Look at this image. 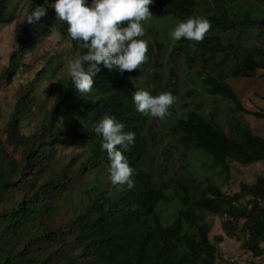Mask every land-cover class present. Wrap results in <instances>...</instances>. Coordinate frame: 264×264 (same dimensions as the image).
I'll return each instance as SVG.
<instances>
[{"label": "trees", "instance_id": "16d2710c", "mask_svg": "<svg viewBox=\"0 0 264 264\" xmlns=\"http://www.w3.org/2000/svg\"><path fill=\"white\" fill-rule=\"evenodd\" d=\"M29 3L27 8L44 7L46 14L35 24L23 18L21 35L0 71V92L30 67L26 56L37 45L48 42L53 53L33 80L18 82L13 108L0 127V264H234L221 260L215 244L225 236L240 235L242 249L252 258L264 256V177L228 195L210 176L181 171L189 166L185 159L191 152L204 155L209 169L217 168L225 181L230 162L264 161V139L251 136L257 141L256 151H244L250 131L241 118L248 111L226 81L264 71V46L242 42L243 36L264 37V14L241 11L235 0H153V16L144 22L154 40L149 56L152 59L154 52L156 59L123 74L101 63L92 91L81 94L60 69L65 55L74 58L86 49L68 36L65 25L62 39L68 53L55 52L49 43L53 23L47 3ZM22 5L21 0H0V25L14 21ZM192 16L207 18L211 29L202 42L175 40L170 57L183 60L167 61L156 39L159 23L172 26ZM158 67L174 80L165 78ZM178 69L185 74L180 80ZM38 78L49 83L44 86L46 98L35 90ZM140 86L152 95L170 91L177 98L160 124L171 139L170 149L160 147L153 117L135 108L133 92ZM185 93L184 99H191L189 106L181 97ZM219 101L227 105L225 117L217 115ZM105 113L123 123L125 132L135 133L129 149H121L134 170L131 189L111 182L110 161L101 147L102 136L95 132ZM252 115L264 121V114ZM35 116L38 125L21 134ZM225 126L233 135L225 132ZM67 140L79 148L64 162L60 145ZM9 143L20 144L18 157L10 152ZM174 148L181 151L179 168L169 173L176 164ZM169 199L178 200L179 208L171 223L163 226L156 207ZM200 212L224 216L223 235L214 237V243Z\"/></svg>", "mask_w": 264, "mask_h": 264}, {"label": "clouds", "instance_id": "9594fccd", "mask_svg": "<svg viewBox=\"0 0 264 264\" xmlns=\"http://www.w3.org/2000/svg\"><path fill=\"white\" fill-rule=\"evenodd\" d=\"M47 3V0H45ZM153 0H55L49 7L55 11L57 29L65 25L68 36L82 42L86 49L82 55L67 60V70L75 89L81 94L92 91L94 76L102 63L106 68L115 67L121 74L138 70L148 62V42L142 22L152 18L150 5ZM46 14L44 7L24 9V21L37 23ZM211 29V22L201 16L180 20L170 36L174 40L185 38L202 42ZM133 102L138 112L163 120L176 102L170 91L152 95L138 89L133 92ZM125 125L105 113L95 125V132L102 136L101 147L110 161V179L114 185L135 186L133 169L124 151L135 141V133L125 132Z\"/></svg>", "mask_w": 264, "mask_h": 264}, {"label": "rangeland", "instance_id": "374dc122", "mask_svg": "<svg viewBox=\"0 0 264 264\" xmlns=\"http://www.w3.org/2000/svg\"><path fill=\"white\" fill-rule=\"evenodd\" d=\"M22 6L19 7L17 10L16 18L14 21L7 23L5 25H0V71L4 68V66L7 64L8 55L12 49L13 43L19 38L21 35V26L22 21L24 18V9L29 7L27 6V3H32L35 0H21ZM55 0H47V10L50 14V18L53 23V33H52V40L49 42L51 46L53 47L54 51L62 50L63 53H68V49L66 48L65 41L62 39V28L57 29L54 27L55 25V11L54 9L49 7V4L54 3ZM29 3V4H30ZM236 6L241 10H249L253 11L254 14L261 15L264 14V0H235ZM151 20V19H149ZM177 23L174 25H170L165 22L159 23V33L160 37L156 38L159 43L162 45L160 55L164 57L167 61L173 62V59H179L183 60L181 57H170V52L175 47V40L172 39L170 36V32L174 29ZM142 27L144 28V36L141 37L142 39H145L148 42V65L152 63V60H155V53L153 52L152 59L149 56L150 48L152 47V40L149 36L150 32L145 30V27H148L147 23L142 22ZM242 42L246 45H258V46H264V37L258 38L254 36L253 34L250 36H243ZM62 44H58L56 41H62ZM53 53L51 47L47 43H43L41 45H37L35 48L32 49V51L26 56V61L30 64V67L25 71L23 74H19V76L13 81V84H6L1 88L0 92V127L6 122L12 108L14 105V100L16 96V90L19 86L18 82L24 80L29 81L33 80L35 78L36 71L41 67L46 57L51 55ZM65 55V54H64ZM77 54H74V58L77 57ZM162 57H159V60H163ZM72 57L70 54L65 55L64 60L62 61L61 65L63 66L62 69H60L61 74H64L67 72V60L71 59ZM144 65V64H143ZM142 65V66H143ZM144 67V66H143ZM158 70L163 74L165 78H169V73L165 72L163 69L160 70L158 67ZM179 80L184 74L181 70H176ZM182 75V76H180ZM172 81L174 80V77H170ZM171 81V82H172ZM228 85L233 89L235 94L237 95L238 99L240 100L242 106L245 108V110L248 111L247 114H244L241 118L244 123L247 124L248 129L250 131L249 135L246 136V142L244 151L248 154L254 153L256 151V143L257 141L255 139H252L251 136H254L259 139H264V121L261 119L256 118L252 115L253 112L264 114V71H259L258 75L252 78H228L227 80ZM4 84V82L2 83ZM44 86L47 88L49 87V83L45 80H42L41 78H38L35 82V90L40 96V98H46V91H44ZM184 89L189 88V85H182L181 86ZM139 89H143L141 86ZM145 90V89H143ZM183 89H181L182 93ZM184 95L181 97L184 99ZM187 99V98H185ZM184 99L185 106H189L191 104V99ZM209 106H214V102L210 99L207 101ZM217 106L219 107L217 113L218 117H225L226 111H227V105L223 102H217ZM37 116V115H36ZM34 117V119L31 120L30 125L24 126L22 128V133H25L26 129L30 126L32 128H35L38 125V118ZM167 116L161 120L156 119L155 120L158 125H156L157 129L159 130L160 135V147L165 146L166 150L170 149L168 143L170 142V138L164 134V131H161L160 124L165 122V119ZM225 132H227L230 135H233L230 133V128L225 126L224 127ZM234 135L237 137L240 136V133L234 132ZM10 152L14 154L15 157H18L19 154V147L20 144H11L9 143ZM78 146L75 144L69 143V141H64L60 145V155L59 157L63 158L64 162H67L70 157L69 154L72 152H75L78 150ZM173 156L172 158L176 161L175 166L169 171V173H172L175 169L179 168L177 159L179 155L181 154V151L178 150V148H174L173 150ZM185 162L188 163L187 168H182L181 171L187 173H193L197 177L201 176H210L214 183L220 186L222 191L225 194L233 195L240 191V186L247 185L251 186L253 185L257 178L264 177V161L252 163L248 165H239L235 162H230V177L227 181L223 180V177L218 174L217 168L209 169L210 161L204 156L197 153H187V158L185 159ZM190 169V170H189ZM206 169V170H205ZM243 201H247V198L244 197ZM264 207V203H263ZM179 208L178 200L176 199H169L167 202H159L158 206L156 207V212L159 214L160 222L163 226H166L171 223V221L174 219L177 209ZM200 216L204 220L205 223L210 225V233H209V239L214 243V237L223 235L222 232V226L221 224L224 222V216L223 215H210L206 212H200ZM243 221H240L237 226H241ZM242 236H239V239L237 238H228L225 236V238L217 242L215 245L219 250V253L221 254L220 258L224 262H234V264H249V262L254 261L256 264H264V256L258 257V258H252V255L246 252L242 249L241 243ZM261 246L264 248V243L261 244Z\"/></svg>", "mask_w": 264, "mask_h": 264}]
</instances>
